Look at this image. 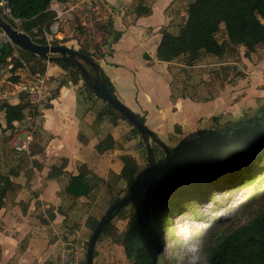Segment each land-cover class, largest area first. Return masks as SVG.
<instances>
[{
    "label": "rangeland",
    "instance_id": "374dc122",
    "mask_svg": "<svg viewBox=\"0 0 264 264\" xmlns=\"http://www.w3.org/2000/svg\"><path fill=\"white\" fill-rule=\"evenodd\" d=\"M191 1L193 0H146L145 3L154 8V17H151L154 19H151L150 22H159V18H163L159 11L162 7V14L164 16L165 14L169 15L171 18L166 21L169 25L164 26L163 29L166 28L173 33H177L180 26L186 21L187 7ZM137 3L138 0H119L115 4L116 8L113 9V14L110 15L109 29L112 26V21L116 18V10L121 14L123 13L118 28L122 29L124 26L126 28L127 25L131 24L134 21L133 19L137 17L135 13ZM0 6H2L3 13L10 16L9 8L4 0H0ZM145 20L148 22V19L144 18L140 22L144 23ZM15 24V28L19 29L21 27L20 20H15ZM151 29L153 28H148V33ZM0 30V42L10 41L4 31L1 28ZM135 36L142 38L139 32H136ZM108 38L110 39V33ZM219 38L222 40L224 34H220ZM68 40L70 39L57 41V44L64 45ZM134 40L133 35L129 36L128 44H131ZM69 44L68 46H70ZM72 48L78 49L77 47ZM258 50L256 53H260L258 57L262 58L264 56V45H259ZM244 52L245 48L241 47L240 53L232 57L220 59L211 55L203 56L193 65H187L182 59L173 61L170 67L172 74L171 96L168 99L173 101V110L168 108L169 105H163V107L165 106L161 110L164 112L163 115L157 113L156 110L158 109L155 108L151 109L152 112L149 118L146 113L140 114L145 117L146 125L166 145L177 147L183 141L201 138L203 133L212 127L225 126L227 122L238 120L248 115V113H252L253 109L264 103V72L257 74L256 77L251 69L252 63L247 61L248 58L244 56ZM256 53L254 54L256 55ZM92 59L96 62L99 60L93 57ZM45 61L46 64L50 62ZM262 65L264 67V64ZM12 67L11 62V64L4 67L3 74L0 76V100L9 99V101H14L11 94L15 90H27L30 93L29 98L32 100L33 105H38L39 110H43L46 104L50 103L51 96L56 94V90L47 89L44 96L35 93L40 84L34 78L38 72L32 73L26 63L24 67L19 68L16 72L17 75L21 74V83L15 86L8 84L7 81L11 76L10 69ZM65 77L72 82L68 70H66ZM74 85L79 91V107L75 113L71 112L63 117L64 127L69 126L64 133L72 128L73 122H75L74 118L82 120L86 106L88 107L86 113L91 111L92 116H94L91 123H83L84 131L89 133L88 138L90 139V136L93 135L94 141L98 143L107 139V142H110L113 146L101 153L104 154L103 161L100 158L101 155L97 152H94V156L89 157L90 162L86 164L90 170L82 166L79 168L83 173L90 172L88 178L94 186L91 194L73 199L65 191L70 176L73 175L72 173L65 171L62 176L50 179L48 174L43 175L41 173L43 168L37 167L38 161H41L37 157L38 146L42 144L40 111L38 115L33 116L31 110L26 109V118L19 125L20 128L32 129L36 133L29 153L19 154L12 147L10 139L12 138L13 128L0 129V171L6 176H10V171L14 172V169L19 171L20 175L17 176V179L26 185L19 202L22 209L24 207L23 203L27 204L28 209L32 199L39 197L43 190L49 193L55 191L54 197L50 201L44 199V197L34 200L32 216L40 222L53 224L49 236L53 235L57 239H61L59 252L65 243L69 247L78 245L81 252L80 262L86 264L88 243L92 231H94L90 228L88 219L97 218L100 221L110 206L113 193H120L122 197L125 195L126 182L124 179H117V173L121 171L124 162L143 170L148 160L140 133L133 130L134 126L122 117L116 120L108 117L101 122L97 121V114L105 106L106 101L90 94L83 79H80ZM153 85L157 91L164 88L161 82H156ZM4 90L9 92L5 96L2 95ZM158 93L167 100L163 92ZM170 101L168 104H171ZM199 106L203 107L202 110L197 109V107L201 108ZM116 113L118 116L122 115L118 111ZM0 122L5 126L2 110H0ZM110 132L114 137L108 135ZM38 134H41V136ZM84 138L86 137L81 136L80 140L83 142ZM63 140L67 143L68 139L64 136ZM153 146L157 151V160L163 159L165 152L161 146L155 142ZM67 148H69L68 143ZM82 158H84V154H82ZM61 162L58 161L57 165H60ZM105 163L108 165L106 170L102 172L100 168ZM97 169L98 172L95 171ZM6 178L3 180L7 182ZM99 178L106 180L107 183L99 181ZM52 180L57 182V185L56 188L54 186L53 189H50L48 183ZM263 192L264 183L261 185H257V183L241 185L223 181L207 188L205 191L207 194H201L198 199L185 200V206L172 211L170 213L172 216L171 221L167 223L166 228L161 229L162 246L157 257L159 264H203L205 260L204 249L205 246L209 245L211 237L228 232L251 219L259 208L260 195ZM15 199L16 194L8 195L7 203ZM132 209L133 205L125 207L120 215L130 214L133 212ZM57 214H59L60 219L55 221ZM112 223L118 234H121L127 227L128 219L116 217L112 220ZM97 249L98 255L96 261H94L95 264H133L125 255L123 247L111 235L102 234ZM51 256V258H54V254Z\"/></svg>",
    "mask_w": 264,
    "mask_h": 264
},
{
    "label": "trees",
    "instance_id": "16d2710c",
    "mask_svg": "<svg viewBox=\"0 0 264 264\" xmlns=\"http://www.w3.org/2000/svg\"><path fill=\"white\" fill-rule=\"evenodd\" d=\"M4 1L10 10V16L4 14L0 6V17L9 21L13 27L16 25L15 20H20L22 30L41 45L47 43L43 36V27L54 17L50 10L52 2L68 0ZM145 1L138 0L135 7L137 17L152 14V7ZM161 34L162 38L157 47V58L161 61L173 62L182 59L187 65H193L207 55L220 59L238 55L241 47L245 48L244 56L250 58L257 52L259 45H264V0H193L187 7V18L179 31L173 33L162 28ZM220 34H224L222 40L219 38ZM83 52L92 58L88 52ZM11 62L13 67L8 79L11 84L21 82V76L16 72L24 67V62L29 65L32 73L46 72L45 59L17 48L10 41L0 42V76L4 67ZM55 63L70 72L73 84L83 79L80 69L71 62ZM83 64L93 73L90 66ZM100 76L112 95L117 97L114 84L102 68ZM85 86L90 94L96 96L86 82ZM29 96L30 93L23 90L18 93L16 103L9 99L0 100V110L4 112L5 122V126L0 122V129H11L15 122H22L26 118V109L31 110L33 116L38 115L39 106L33 105ZM54 97L52 95L50 100ZM50 106V103L46 104V107ZM253 110L238 120L227 122L225 126L208 129L199 139L183 141L179 146L170 148L169 161L163 166L164 170H157L159 176L156 180L128 205H133V212L122 216V210L115 212L112 220L116 217L128 219L124 232L118 234L111 220L101 231V235L105 233L113 236L133 264H159L157 257L162 246L161 229L166 228L171 221L172 211L185 206V200H196L201 194H207V188L223 181L241 185L263 184L264 103ZM116 112L113 105L105 102L96 120L101 122L108 117L115 120L119 117L126 119L124 115L118 116ZM139 117L145 122L143 115L139 114ZM133 130L139 133L136 127ZM112 147L107 139L96 145L99 153ZM154 152H157L155 148ZM164 162L161 160V164ZM43 166L38 161L37 167L41 169ZM66 166L64 159L60 165L53 164L47 172L48 178L62 176ZM138 170L135 165L124 162L117 174L118 180L124 179L126 182L125 195L134 191L139 184ZM89 174L88 171L71 175L65 188L66 193L73 199L89 196L94 188L88 178ZM99 179L107 183L106 180ZM18 185L10 182L6 189H2L0 185V208L6 205L8 195L14 194ZM121 198L120 193H113L109 208ZM260 198L259 208L251 219L228 232L211 237L209 245L204 249L203 264H264V192ZM23 206L26 210L27 204L23 203ZM89 222L90 228L94 230L99 219L90 218ZM100 236L96 243L94 261L98 255Z\"/></svg>",
    "mask_w": 264,
    "mask_h": 264
},
{
    "label": "crops",
    "instance_id": "0c3cea01",
    "mask_svg": "<svg viewBox=\"0 0 264 264\" xmlns=\"http://www.w3.org/2000/svg\"><path fill=\"white\" fill-rule=\"evenodd\" d=\"M106 1L115 10V4L119 0ZM161 8L159 11L163 18H159V22H150L151 19H154L151 18L154 17V8H152L153 12L151 15L135 17L131 24L127 25L126 28L124 26L125 29L118 28L119 22L122 21L123 13L121 14L116 10V18L113 17L115 20L112 21L111 19L112 26L109 29L110 39L107 52L98 60V64L114 84L117 97L127 104L133 112H138V114L146 113L148 118L151 116L152 108L158 109L156 110L157 113L162 114L164 112L161 110L165 108L163 105H169L168 108L170 110H173L172 107L174 106L173 101L168 100L171 96L170 83L172 74L170 67L173 62L161 61L157 58V47L162 38L161 29L164 26H168L169 24L166 21L171 19L169 15L165 14L164 16L162 14ZM142 18L148 19V22L145 20L144 23H141L140 20ZM149 27L153 29L148 33ZM136 32H139L142 38L135 36ZM131 35L135 37V40L128 44L129 36ZM259 55L260 53H256V55H252L251 59L249 57L247 59V61L252 63L251 69L256 77L258 76L257 74L264 72V67H262L264 56L261 58L258 57ZM65 73L66 71L55 62H47L46 72L44 73L47 80V88L49 90L55 89L56 94L50 101V107L44 106L43 110H39L41 114L42 144L38 146L37 157L41 159L40 162L44 165L41 172L43 175H47V172L51 169L50 166L57 164L62 159L67 162L65 171H69L74 175L83 173L79 169L81 166L88 168L89 157L94 156V152L101 155L102 161L104 159V154L102 155L96 149L98 142L94 141L93 135L89 139L88 131H84L83 125L94 120L91 111L86 113L88 107L85 106L82 120L74 118L75 122H73L72 128L64 133L69 126L64 127L63 117L71 112L75 113L79 107V91L65 77ZM19 75L21 76V74ZM151 76L154 77L151 78ZM156 82L163 83L164 88L157 91L153 85ZM7 83L11 84L10 81H7ZM11 85L15 86L16 84ZM19 92L21 91L15 90L11 94V98L13 97L12 99H14V101H11L12 103L18 101ZM158 92H163L167 100L160 96ZM8 93L7 90H4L2 95L5 96ZM169 101L171 104H168ZM63 134L68 139L69 148L67 149ZM39 135L41 136V134ZM108 135L114 137L111 132ZM81 136L86 137L83 142L80 140ZM82 154H84V158H82ZM107 165L105 163L103 167L101 166L100 171H105ZM89 167L91 168V166ZM95 171L98 172L99 170ZM10 173V176H6L0 171L2 189H6L10 182H15L19 185L14 192L16 199L0 208V264H56L55 261H57L59 254L61 239H57L53 235L49 236V231L53 224L49 225L46 222H40L32 216L34 200L44 197V199L50 201L53 199L55 191L54 193H51V191L49 193L43 190L39 197L32 199L28 209L24 211L19 202L26 185L17 179V176L20 175L19 171L14 169V172L10 171ZM5 177H7V182L3 180ZM48 184L50 189H53L54 186L56 188L57 182L52 180ZM59 219L60 216L57 214L55 221ZM52 254H54V258H51Z\"/></svg>",
    "mask_w": 264,
    "mask_h": 264
},
{
    "label": "water",
    "instance_id": "95a60500",
    "mask_svg": "<svg viewBox=\"0 0 264 264\" xmlns=\"http://www.w3.org/2000/svg\"><path fill=\"white\" fill-rule=\"evenodd\" d=\"M0 28L9 37L10 42L19 49L32 52L50 62L65 61L76 65L81 71L84 82H86L92 88L96 96L113 105L118 112L124 115L126 119L137 128L142 138V142L146 148L148 161L146 167L143 170H138V177L140 178L139 184L134 191L123 196L119 201L115 202L98 222L94 231H92L93 233L88 243L87 258L85 262L86 264H94L93 261L96 243L102 233L101 231H103L104 228L111 222L116 211H120L131 204L133 200L138 198L143 194L144 191H146V188L149 184L156 180V178L159 176V172L157 170L160 168H162L161 170H164L163 166L165 167L169 161L170 148L172 147L161 141V139L156 136L155 132L140 119L138 113L133 112V110L121 100H119V98L112 95L107 86L103 83V80L100 76V65L87 54H84L83 51L62 44H37L33 41L29 34L22 30L21 27L18 29L11 26V24L2 17H0ZM82 62L90 66L93 70V73L89 72ZM202 108L203 107H197L198 110H202ZM154 142L160 145L165 152V157L161 159L165 161L163 164H161V160H157L158 157L156 152H154Z\"/></svg>",
    "mask_w": 264,
    "mask_h": 264
},
{
    "label": "built area",
    "instance_id": "2783aa9c",
    "mask_svg": "<svg viewBox=\"0 0 264 264\" xmlns=\"http://www.w3.org/2000/svg\"><path fill=\"white\" fill-rule=\"evenodd\" d=\"M50 10L54 17L43 27L46 44L56 45L57 41L70 39L64 45L71 43V47L82 49L93 58L100 59L106 54L109 41L108 23L110 13L113 12L112 6L106 0L54 1ZM34 78L40 83L35 93L44 96L48 89L44 74L37 73ZM19 125L21 122L14 123L11 145L19 154L29 153L36 133L32 129L20 128ZM79 249L78 245L69 247L65 243L57 256L56 264H81Z\"/></svg>",
    "mask_w": 264,
    "mask_h": 264
}]
</instances>
